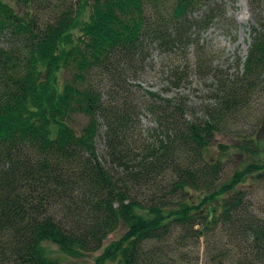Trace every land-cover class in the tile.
I'll return each mask as SVG.
<instances>
[{
  "label": "trees",
  "instance_id": "obj_1",
  "mask_svg": "<svg viewBox=\"0 0 264 264\" xmlns=\"http://www.w3.org/2000/svg\"><path fill=\"white\" fill-rule=\"evenodd\" d=\"M237 1L0 0V264H71L53 246L75 258L102 249L94 264H182L218 232L240 264H264V218L249 200L264 182V117L237 127L264 97V0H247L242 72L217 77L203 116L131 85L151 45H186ZM227 134L234 152L218 143ZM221 244L218 264L231 253Z\"/></svg>",
  "mask_w": 264,
  "mask_h": 264
},
{
  "label": "rangeland",
  "instance_id": "obj_2",
  "mask_svg": "<svg viewBox=\"0 0 264 264\" xmlns=\"http://www.w3.org/2000/svg\"><path fill=\"white\" fill-rule=\"evenodd\" d=\"M225 9V16L215 19L210 27L203 31L192 29V41L186 42V45L179 44L169 47L151 45L148 60L143 64L137 78L131 81L137 95L156 92L163 98L180 97L185 100V104L191 110L195 111L197 117L203 116L206 110L211 109L214 105L212 97L215 93L214 86L217 77L229 78L242 72V63L250 43L252 18L247 0H238L236 3L227 2ZM205 64L208 69L202 67ZM175 72L178 75H175ZM263 117L264 97H261L253 101L250 109L242 114L237 127L244 133L251 132L258 129V124L261 123ZM86 121V117L80 118L81 124H85ZM153 126L155 122L152 114L144 111L141 114L142 129H149ZM261 134L264 136V124ZM143 136L147 137V134L144 135L143 132ZM217 139L218 143L230 146L231 151L234 152L231 134L219 136ZM98 149L99 153H105L101 137L98 138ZM231 156L232 158L226 162V170L230 173L239 165L238 156ZM253 187L249 196L253 205L251 213L264 218V182L256 183ZM122 232L123 230L119 229L111 234L105 246L120 237ZM218 241L222 243L221 247L224 244L231 251L230 258H225L223 263L240 264L238 261L239 248L235 240L222 232L215 235L214 243L205 238L187 246L180 254L186 259L182 264H218L213 261V257L219 253V249L214 246ZM52 248L54 255L61 262L71 264H94L95 258L102 252L101 249L75 258L59 252L55 246Z\"/></svg>",
  "mask_w": 264,
  "mask_h": 264
}]
</instances>
